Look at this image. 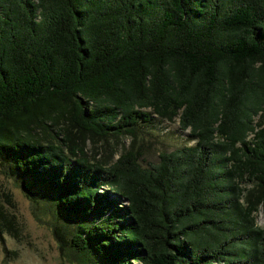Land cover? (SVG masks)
<instances>
[{
	"label": "trees",
	"instance_id": "trees-1",
	"mask_svg": "<svg viewBox=\"0 0 264 264\" xmlns=\"http://www.w3.org/2000/svg\"><path fill=\"white\" fill-rule=\"evenodd\" d=\"M155 118L194 142L84 152ZM0 175L77 264H264V0H0Z\"/></svg>",
	"mask_w": 264,
	"mask_h": 264
},
{
	"label": "rangeland",
	"instance_id": "rangeland-1",
	"mask_svg": "<svg viewBox=\"0 0 264 264\" xmlns=\"http://www.w3.org/2000/svg\"><path fill=\"white\" fill-rule=\"evenodd\" d=\"M138 125L134 141L128 136L110 137L106 141L87 137L82 144L84 152L91 160L112 161L117 153L132 145L140 151V163L145 166L154 162L162 150L194 142L187 138V130L178 128L176 118L170 121L155 118ZM0 183L11 197L13 205L8 208L14 214L12 223L2 227L0 233V264H77L68 252L62 253L59 249V245L65 247V241L54 236L52 225L57 220L53 212L40 203L35 207L30 202L32 199L15 186L12 179L0 175ZM117 202V205L125 204V200L120 198ZM254 218L255 223L264 229V202L258 206Z\"/></svg>",
	"mask_w": 264,
	"mask_h": 264
}]
</instances>
